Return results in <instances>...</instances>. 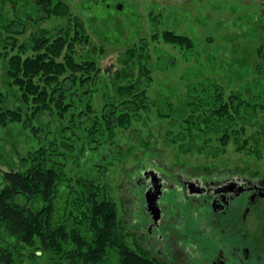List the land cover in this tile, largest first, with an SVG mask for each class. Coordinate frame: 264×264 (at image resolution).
<instances>
[{"label":"rangeland","instance_id":"1","mask_svg":"<svg viewBox=\"0 0 264 264\" xmlns=\"http://www.w3.org/2000/svg\"><path fill=\"white\" fill-rule=\"evenodd\" d=\"M56 1L69 5L68 17L53 16L28 23V33L20 36V41H27L26 36L31 32L44 29L56 35L60 27L69 26L76 18L83 22L89 41L76 47L75 57L79 61L91 58L99 68L90 86L95 112L85 118H93L96 113L101 116L109 104H120L119 92L130 83L136 84L138 91H146V105H149V110L145 107L138 110V119L129 126L109 127L102 117L99 126L105 129L96 136L88 132L94 123L92 118L87 122H69V118H60L56 112L21 122L0 123L3 169H8L9 164L20 169L22 160L42 148L49 165L62 167L66 177L60 182L56 197V218L66 215L73 196L81 192L79 179H92L117 202L127 229L135 213L133 200L137 197L138 174L143 167L155 166L154 161L165 168L188 172L216 168L264 174V7L260 3L251 0ZM119 1L126 4V9H118ZM15 13L13 3L7 2L0 16V28L13 21ZM167 30L190 37L193 46L167 42L163 38ZM5 36H8L6 29L1 37ZM9 53L12 55L17 50ZM143 67L149 72L142 74ZM8 69V59L3 57L0 91L7 100L2 104L15 107L22 104L18 96L21 91L10 83ZM214 84L222 86L226 101L240 94L253 108L251 114L245 109L234 114L231 107L229 114L213 121L220 122V128L216 129L213 123L199 127L204 119L201 115L215 108ZM76 91L79 88L73 86L72 92ZM79 94L80 91L74 97L78 98ZM122 105L116 107L119 112ZM167 112L169 116L163 117L162 113ZM187 120L192 130L187 128ZM146 145L156 147L157 151L147 150ZM23 252L29 255L30 247ZM58 262L45 254L37 262L26 257L21 264Z\"/></svg>","mask_w":264,"mask_h":264},{"label":"trees","instance_id":"2","mask_svg":"<svg viewBox=\"0 0 264 264\" xmlns=\"http://www.w3.org/2000/svg\"><path fill=\"white\" fill-rule=\"evenodd\" d=\"M7 2L13 3L16 13L13 21L0 28V44H3L0 61L3 57L8 59L7 75L12 86L20 89L18 96L22 104L15 107L2 104L7 97L0 91V123L26 121L47 112H56L60 118H69V122L89 121L92 117L85 118V115L95 112L90 86L99 68L91 58L79 61L75 57L76 47L89 41L83 22L79 18L72 22L69 17L72 23L60 27L56 35L44 29L31 32L26 36L27 41H20V36L28 33V23L53 16L68 17L70 8L56 0H0V16ZM4 29L8 36L3 38ZM163 38L182 47L193 46L190 37L170 30L163 33ZM9 50H17V53L11 55ZM29 51L32 53L26 55ZM141 71L142 74L149 72L146 67ZM73 86L79 88L78 98L74 95L79 91L72 92ZM212 87L216 105L201 115L204 119L199 127L213 123L216 129L220 128V122L213 121L229 114L231 107L234 114L241 109L249 114L253 111L240 94L226 101L222 86L214 84ZM137 88L134 83L123 86L119 92L120 104H123L121 112L116 109L120 104L113 103L104 108L101 116L96 113L92 127L88 128L89 135L103 134L105 128L99 126L102 117L109 127H113L112 124L129 126L138 119V110L144 107L149 110L146 91ZM108 109L112 111L106 114ZM162 116L168 117L169 113H162ZM186 123L192 130L190 121ZM145 148L157 151L156 147L146 145ZM41 150L22 160L20 169L11 164L8 169L0 166V264H21L26 257L37 262L45 254L59 264L65 261L71 264H163L133 246L130 222L126 229V220L120 216L117 202L95 180L79 179L81 192L73 196V204L67 206L66 215L56 218V197L66 174L62 167L49 165L44 148ZM27 247L31 249L29 255L23 252Z\"/></svg>","mask_w":264,"mask_h":264},{"label":"flooded vegetation","instance_id":"3","mask_svg":"<svg viewBox=\"0 0 264 264\" xmlns=\"http://www.w3.org/2000/svg\"><path fill=\"white\" fill-rule=\"evenodd\" d=\"M158 163L141 168L136 180L129 220L136 249L163 264H264V174Z\"/></svg>","mask_w":264,"mask_h":264},{"label":"water","instance_id":"4","mask_svg":"<svg viewBox=\"0 0 264 264\" xmlns=\"http://www.w3.org/2000/svg\"><path fill=\"white\" fill-rule=\"evenodd\" d=\"M148 208L150 210H153L154 209V203L152 202V200H149V199H148Z\"/></svg>","mask_w":264,"mask_h":264}]
</instances>
